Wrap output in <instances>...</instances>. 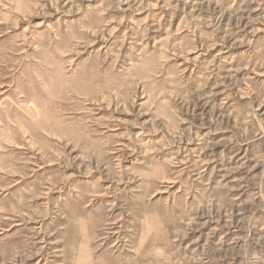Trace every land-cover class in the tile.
<instances>
[{
    "label": "rangeland",
    "instance_id": "obj_1",
    "mask_svg": "<svg viewBox=\"0 0 264 264\" xmlns=\"http://www.w3.org/2000/svg\"><path fill=\"white\" fill-rule=\"evenodd\" d=\"M0 264H264V0H0Z\"/></svg>",
    "mask_w": 264,
    "mask_h": 264
}]
</instances>
